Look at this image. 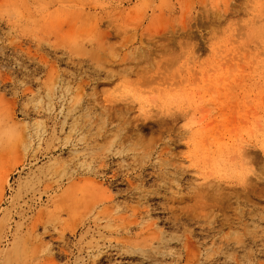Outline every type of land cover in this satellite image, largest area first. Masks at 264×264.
<instances>
[{
  "label": "rangeland",
  "instance_id": "1",
  "mask_svg": "<svg viewBox=\"0 0 264 264\" xmlns=\"http://www.w3.org/2000/svg\"><path fill=\"white\" fill-rule=\"evenodd\" d=\"M102 258L264 264V0H0V264Z\"/></svg>",
  "mask_w": 264,
  "mask_h": 264
},
{
  "label": "bare ground",
  "instance_id": "2",
  "mask_svg": "<svg viewBox=\"0 0 264 264\" xmlns=\"http://www.w3.org/2000/svg\"><path fill=\"white\" fill-rule=\"evenodd\" d=\"M188 172V171H187ZM166 173V172H165ZM174 173V172H173ZM143 175H144V173H143ZM113 176H115V175H113ZM118 176V175H117ZM151 176V175H150ZM167 176V175H166ZM154 178V177H153ZM184 178V177H183ZM119 179V178H118ZM130 182H132V181H130ZM145 182V181H144ZM95 185V184H94ZM147 185V184H146ZM149 185V184H148ZM96 186V185H95ZM130 187H133V185L132 184H130L129 185ZM139 188V187H138ZM198 188V187H197ZM201 189H203L202 187H201ZM133 191V190H132ZM213 191V190H212ZM212 191H211V193H212ZM93 192H95V190L93 191ZM96 192H98V191H96ZM199 192V191H198ZM201 192H203V193H201ZM206 192V191H205ZM146 193V192H145ZM200 193L203 195V196H205L204 195V191L202 190V191H200ZM199 193V195L201 196V194ZM210 193V191H209V193L207 192V194H208V197H212V196H214V193L213 194H211ZM216 193H218V192H216ZM215 193V194H216ZM252 194H253V192H251ZM255 193H257V191H255ZM209 194H211L210 196H209ZM219 194H221V193H219ZM153 195V194H152ZM248 195V194H247ZM256 195V194H255ZM148 196V195H147ZM146 196V197H147ZM184 196V195H183ZM196 196H198V193H197V195ZM202 196V197H203ZM216 196V195H215ZM218 196V195H217ZM254 196V195H253ZM210 197V198H211ZM218 197H222L221 195L220 196H218ZM248 197H250L249 195H248ZM195 198V197H194ZM198 198H199V196H198ZM205 198H206V201H208L209 199L207 198V196H205ZM205 198H203V200L205 201ZM212 198H214V197H212ZM215 199H216V201H217V199L218 198H216L215 197ZM214 199V200H215ZM220 199V198H219ZM219 199H218V201H219ZM224 199V198H223ZM229 199V198H228ZM152 200V199H151ZM157 200V199H156ZM155 200V201H156ZM184 200H186V199H184ZM199 200V199H198ZM200 200H202V198L200 199ZM210 200H212V199H210ZM213 200V201H214ZM225 200V199H224ZM141 201V200H140ZM154 201V200H153ZM158 201V200H157ZM183 201V200H182ZM193 201V200H192ZM196 201H197V199H196ZM195 201V202H196ZM222 201V200H221ZM179 202H180V200H179ZM185 202V201H184ZM198 202V201H197ZM215 202V201H214ZM220 202V201H219ZM196 204H198V203H196ZM155 205V204H154ZM200 204H198V206H199ZM203 205V204H202ZM201 205V206H202ZM204 206H206V205H203V207ZM152 207V206H151ZM158 210V209H157ZM146 212V211H145ZM181 213H184L183 212V209H182V212ZM254 212H249V213H243V216H242V218H248V219H250L251 217H253L254 216ZM158 215V214H157ZM161 215V214H160ZM162 215H164V214H162ZM170 215V214H169ZM152 216H154V215H152ZM175 216V215H174ZM177 216V215H176ZM183 216H184V214H183ZM191 216V215H190ZM194 216V215H193ZM163 217V216H162ZM150 217H148V219H149ZM175 219V218H174ZM247 220V219H246ZM175 222V221H174ZM244 223V222H243ZM158 224V223H157ZM159 225V224H158ZM166 227V226H165ZM126 228V227H125ZM180 228V227H179ZM177 229V228H176ZM181 229V228H180ZM126 230V229H125ZM148 230V229H147ZM171 230V229H170ZM129 231V230H128ZM152 232V231H151ZM199 235V234H198ZM203 235V234H202ZM190 241V240H189ZM141 241L140 240H138V238L136 239V240H134V241H132V242H130V243H128V244H126V247L129 249V250H131V251H133V252H136V253H138L140 250H143L142 249V247H141V243H140ZM143 242V241H142ZM168 242V241H167ZM237 245V244H236ZM242 245V244H241ZM181 246V245H180ZM246 246V245H245ZM119 248V247H118ZM124 248V247H123ZM186 248H188V246L186 245ZM125 249V248H124ZM98 250V249H97ZM114 250V249H113ZM197 250V249H196ZM96 251V250H95ZM94 251V252H95ZM116 251V250H115ZM144 251V250H143ZM147 251V250H146ZM149 251V250H148ZM110 252V251H109ZM197 254V253H196ZM183 256V255H182ZM175 257V256H174ZM123 258V257H122ZM184 258V257H183ZM104 258H102L101 260H96L95 262H94V264H102V260H103ZM157 259V258H156ZM169 259H170V257H169ZM179 260V259H178ZM177 260V261H178ZM122 261V260H121ZM186 261V260H185ZM192 261V260H191ZM213 262V261H212ZM145 263V262H144ZM108 264V263H107ZM179 264V263H178ZM209 264V263H208Z\"/></svg>",
  "mask_w": 264,
  "mask_h": 264
}]
</instances>
